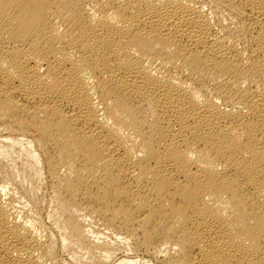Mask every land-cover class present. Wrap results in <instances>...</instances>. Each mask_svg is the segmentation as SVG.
<instances>
[{
	"label": "bare ground",
	"instance_id": "bare-ground-1",
	"mask_svg": "<svg viewBox=\"0 0 264 264\" xmlns=\"http://www.w3.org/2000/svg\"><path fill=\"white\" fill-rule=\"evenodd\" d=\"M0 264H264V0H0Z\"/></svg>",
	"mask_w": 264,
	"mask_h": 264
}]
</instances>
